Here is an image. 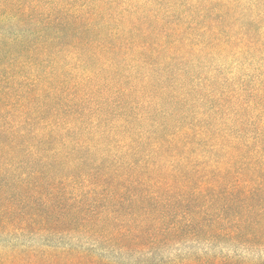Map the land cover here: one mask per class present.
<instances>
[{
  "label": "trees",
  "instance_id": "obj_1",
  "mask_svg": "<svg viewBox=\"0 0 264 264\" xmlns=\"http://www.w3.org/2000/svg\"><path fill=\"white\" fill-rule=\"evenodd\" d=\"M0 264H264V0H0Z\"/></svg>",
  "mask_w": 264,
  "mask_h": 264
}]
</instances>
